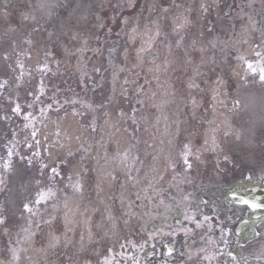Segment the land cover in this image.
I'll return each instance as SVG.
<instances>
[{
  "label": "flooded vegetation",
  "instance_id": "af4514ba",
  "mask_svg": "<svg viewBox=\"0 0 264 264\" xmlns=\"http://www.w3.org/2000/svg\"><path fill=\"white\" fill-rule=\"evenodd\" d=\"M195 1L171 0V18L181 13L187 21L183 32L171 23L140 59L123 56L120 69L136 78L123 93L136 169L110 163L97 173L87 151L66 182L55 167L33 200L9 213L0 202V264H264V128L253 136V153L232 139L244 120L237 85L264 89V0H210L216 12L198 33L210 52L199 40L189 48L197 18L185 7ZM230 72L228 96L215 105L226 112L221 123L212 112L220 89L209 95L207 84ZM110 104L111 97L103 106ZM97 129L92 114L90 149ZM197 156L200 166H190ZM153 158L166 159L159 172ZM117 219L121 237L113 232Z\"/></svg>",
  "mask_w": 264,
  "mask_h": 264
},
{
  "label": "rangeland",
  "instance_id": "374dc122",
  "mask_svg": "<svg viewBox=\"0 0 264 264\" xmlns=\"http://www.w3.org/2000/svg\"><path fill=\"white\" fill-rule=\"evenodd\" d=\"M9 1L11 0H0V12H8L10 10V7L5 5ZM149 1L151 3V0H114L115 6L112 7L111 13L106 10L100 11L96 4L93 6L89 5L88 12L85 15L88 18L83 19V26L87 30V35L84 34L82 37L73 31L72 24L64 27L54 25V23L46 26L41 24L39 26L41 30L38 31V34L42 48L46 44V31L50 30L53 35L56 34L59 37L57 40L52 39L47 43L46 54L43 53L41 48L38 55L34 58L28 56L31 51L29 48L27 50L20 49L18 43L14 44L6 38L8 40L7 56L15 73L13 72L14 74L12 73L13 75L11 74L10 77L0 75V106L4 105L0 109V171L6 172L11 164L13 165L14 158L20 163L17 167H23L26 160L25 156L33 157L34 161H39V157H42L43 161H40V163H43L44 167L57 166L56 162L60 161L67 151L69 152L72 148L78 147L79 141L84 136L83 128L78 129L74 126L76 119L72 111L63 109L61 106L71 103L70 95L87 98L89 89L96 87V90H99L97 86L100 78L108 76V73L104 72L103 69L106 61L105 56L112 54L110 48L119 49L123 47L124 34V39L128 38L130 40V33L134 25L139 22L141 16L143 18L146 16L145 13L148 9H145V7L146 2L148 3ZM103 2L106 3L107 1ZM166 4L171 6L170 0H155V3L150 5L158 6V9L161 6H166ZM191 7L194 9V5ZM98 12L103 17L98 18ZM141 12H143L142 15H137ZM161 13L163 14V11ZM165 13L166 10L164 11ZM125 16H128V19H124ZM127 22L129 25L124 26ZM158 22L159 27L167 30L171 23V18L165 16V19H163L160 15ZM144 24L146 22L142 21L135 34L144 29ZM199 29L200 26L196 27L194 38L199 39ZM0 30L4 31V27L0 26ZM72 36L78 37V41H74L71 38ZM88 37H90L91 42L86 45V41L82 39ZM57 42L60 43L59 46L56 45ZM139 45L136 49L147 48ZM25 47H27V44ZM190 47L195 48L193 45H190ZM4 49L6 50V48ZM49 50H52L53 54L51 56L48 54ZM76 51H83L85 54L83 66H80V63L79 66L77 65V59L79 58L75 55ZM56 57L58 60H55ZM128 58L133 61L130 56ZM27 59L31 62V68L29 65L30 69L27 70L26 74L24 71H26L25 62ZM189 71L191 70L189 69ZM233 75V72H230L224 79H209L207 84L209 95H211L210 86H212L218 87L220 91L224 89V93L222 92L218 96L226 97L229 93L227 88L231 85ZM108 85L105 84L102 91H105ZM120 88L121 83H118L116 89L118 93L121 91ZM94 98L96 102L104 99L103 96ZM212 101H214V98ZM115 102L117 104L112 106L114 108H119L124 104V100L120 98L119 94H117ZM81 110L88 113L83 108ZM224 111L219 110L218 113H224ZM224 115L220 117L221 123L224 122L222 120L225 119ZM85 117L81 116V123L86 119ZM117 119L118 116L113 109L106 115L101 113L100 122L103 124L105 133H102L99 139L100 146L108 149L107 146L109 145V149H111L110 141H112L115 148L114 158L111 160L113 165H132L136 169L139 160L132 159L130 154L126 151L123 152L119 148L121 146V132L118 133L119 130L114 131L116 126L114 122ZM110 122H113L111 127L113 131L112 135L108 136ZM215 134H217L219 141L221 132ZM122 140L125 141V139ZM224 144L227 146V143ZM197 145L194 152L200 149L199 144ZM124 154H128L126 162ZM164 160L163 158L151 160L150 165L159 169L165 165ZM193 161L194 164L200 165L198 160L193 159ZM132 162L133 164H131ZM68 164L71 167V171H74L78 165L77 162L71 163L70 161ZM91 165L98 166L99 164L91 158ZM60 167L64 168L61 171L60 181L66 182L67 176L71 171L63 165H60ZM86 212L83 214H86ZM97 224H100V221H97ZM101 224L106 225L103 220H101ZM98 229L101 230L102 228ZM113 232L117 237H121L123 234V223L119 219L115 222Z\"/></svg>",
  "mask_w": 264,
  "mask_h": 264
},
{
  "label": "bare ground",
  "instance_id": "6f19581e",
  "mask_svg": "<svg viewBox=\"0 0 264 264\" xmlns=\"http://www.w3.org/2000/svg\"><path fill=\"white\" fill-rule=\"evenodd\" d=\"M103 1L107 2L104 3ZM58 3L59 6H57ZM151 3L153 4L154 0H151ZM151 3L150 1L148 3L146 2L145 9L148 10L146 11L145 15L147 16H150V14H153L155 11V7L153 5H150ZM6 4H8L10 10L8 12H0V26L2 28L4 27V31L0 30V75H5L8 77L11 76V74L14 72V69L11 67L9 63L10 59H8L7 56V39L12 41L14 44L18 43L20 49H23V43L27 41L28 47L31 50L30 53H28V56L34 58L38 55L39 49L42 48V44L39 39L40 36L37 32V29L40 26L38 22L39 19H41L42 24H44L45 26L53 25V23L60 27L72 24L73 31L78 33L80 37H82L84 34L87 35V30L83 26V18L84 15H86V13L88 12L89 5L93 6L94 4H96L100 11L106 10L109 13H111L112 7L115 6L114 0H32V2L30 3H27L26 0H11ZM100 5L101 7H99ZM17 10L23 13V19L21 18L22 25L19 24L20 22L17 17L14 19V17L12 16ZM142 13L143 12L138 13L137 15H142ZM97 16L99 18L102 17L99 12ZM142 21H144V18L141 16L139 18V22H137L134 25V28L131 30L130 41L132 43L138 41V39H136L137 33L135 34V31L137 30V28H139ZM128 25V22L124 24V26ZM155 26H157V24L153 20L147 21L146 24H144V29H146L148 34L145 35V37H141V43L150 42L153 40ZM25 31L28 32V36L26 38H23L22 34L25 33ZM47 36L48 38L45 39L46 42L52 39L56 40L59 37L58 35H53L52 33L48 34ZM71 38L74 41H78V37L76 36H72ZM82 40L86 41V45L87 43L91 42L90 37L86 39L83 38ZM56 45L59 46L60 43L57 42ZM4 48H6V50ZM15 48L17 50V46ZM42 51L44 52V46L42 48ZM50 54H52V52H50ZM30 64L31 62H29L27 59L25 62L26 71H24L26 74L27 70L31 68ZM242 90L243 87L240 84V88H237L236 91L238 92L240 109L243 114H241V116L244 120L243 123H240L236 126L238 129L233 139H235L238 143L246 142L247 153H253L255 151L253 136L257 132L260 124L264 123V93H257V91H254L252 88L250 89V87H247L246 91L242 92ZM3 106L4 105L2 104V106H0V109H2ZM11 196L12 193L8 198V204H10Z\"/></svg>",
  "mask_w": 264,
  "mask_h": 264
}]
</instances>
